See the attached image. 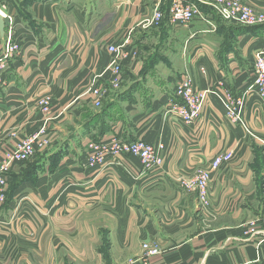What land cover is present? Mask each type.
Instances as JSON below:
<instances>
[{
    "label": "crops",
    "instance_id": "1",
    "mask_svg": "<svg viewBox=\"0 0 264 264\" xmlns=\"http://www.w3.org/2000/svg\"><path fill=\"white\" fill-rule=\"evenodd\" d=\"M173 1L0 0V57L17 45L0 70V264H122L153 241L149 264H264L245 233L264 214V97L245 92L264 28L226 22L208 0H193L204 19L172 24ZM155 8L162 20L145 24ZM185 75L210 90L190 123L171 112ZM227 92L243 100L240 123L225 118ZM36 132L43 150L8 162ZM112 135L161 144L162 163L88 166L89 143ZM217 157L200 202L191 182Z\"/></svg>",
    "mask_w": 264,
    "mask_h": 264
},
{
    "label": "built area",
    "instance_id": "2",
    "mask_svg": "<svg viewBox=\"0 0 264 264\" xmlns=\"http://www.w3.org/2000/svg\"><path fill=\"white\" fill-rule=\"evenodd\" d=\"M207 4L212 8L213 12L221 19L241 25L243 27L258 26L264 28V9L252 6L243 0H208ZM0 13L4 19L11 22L1 9ZM195 16H201V11L196 1L193 0H174L169 9V21L176 25H185ZM204 19V17H203ZM162 20V13L158 8L153 10L152 15L145 19V24L156 25ZM110 51L114 52L115 47H110ZM17 51V45L9 38L4 45L2 55L0 57V70L2 69L3 60L12 58ZM113 71L119 73L120 67L112 64ZM201 73H205L203 68H200ZM0 79V85L2 84ZM256 89L257 94L264 97V49H258L254 57L253 79L251 84L245 90L246 93ZM95 93L100 91L95 90ZM210 93L209 89H197L192 78L185 75L177 81L174 94L180 97L183 101L182 105H175L171 112L175 117L184 123H190L197 118L203 110L205 97ZM228 100L225 104V118L233 123H240L242 120L241 109L243 100L233 99L229 92L226 93ZM48 99L43 100L41 105L43 110L47 111ZM96 107L100 106V97L94 101ZM46 141L41 140V132H36L19 142L14 149L5 154L6 160L22 161L41 151L44 148ZM87 164L90 166L103 165L108 162L114 164L119 169H124V161L129 157L134 156L140 160L141 165L145 169H152L162 163L160 150L161 144H152L142 140H126L116 135L108 138L91 141L88 146ZM221 162V157H217L211 163L208 169L201 170L197 173L196 178L191 182L190 186H195L202 201H206L209 177L212 171L216 170ZM6 186V180L0 173V201L4 200L1 193L3 187ZM253 235H258V243H264V215L258 218L255 222L250 223ZM143 254L138 258H131L122 264H149V258L157 255L159 252L158 243L145 242L142 244Z\"/></svg>",
    "mask_w": 264,
    "mask_h": 264
},
{
    "label": "rangeland",
    "instance_id": "3",
    "mask_svg": "<svg viewBox=\"0 0 264 264\" xmlns=\"http://www.w3.org/2000/svg\"><path fill=\"white\" fill-rule=\"evenodd\" d=\"M154 1H155V0H153V2H154ZM224 21H225V20H224ZM226 22H228V21H226ZM261 49H264V48H261ZM251 92H254V93H256V94L258 93V92L256 91V89L251 90ZM47 108H48V107H47ZM101 108H102V107L100 106V109H96L97 112H100ZM88 150H89V148H88ZM86 164H87V162H86ZM87 165L90 166L89 164H87ZM26 169H31V170H32V168H26ZM198 198H199V201H200V202H204V201H202L201 198H200V193H199V197H198ZM205 202H206V201H205ZM263 215H264V214H263ZM263 215H261L260 217H262ZM260 217H258V218H260ZM247 232H248L249 234L253 235V234H252V229H251L250 227H249V229H248L245 233H247ZM153 243H154V241H153ZM259 244H260V243H259ZM262 244H263V243H262ZM158 249H159V252H158L157 254L160 253V245H159V244H158Z\"/></svg>",
    "mask_w": 264,
    "mask_h": 264
},
{
    "label": "water",
    "instance_id": "4",
    "mask_svg": "<svg viewBox=\"0 0 264 264\" xmlns=\"http://www.w3.org/2000/svg\"><path fill=\"white\" fill-rule=\"evenodd\" d=\"M4 29H5V20L2 14L0 13V35H3Z\"/></svg>",
    "mask_w": 264,
    "mask_h": 264
},
{
    "label": "trees",
    "instance_id": "5",
    "mask_svg": "<svg viewBox=\"0 0 264 264\" xmlns=\"http://www.w3.org/2000/svg\"><path fill=\"white\" fill-rule=\"evenodd\" d=\"M245 28H248V29H254V30H258L259 28H262V27H258V26H252V27H245Z\"/></svg>",
    "mask_w": 264,
    "mask_h": 264
}]
</instances>
